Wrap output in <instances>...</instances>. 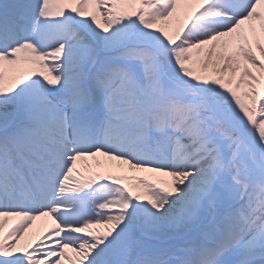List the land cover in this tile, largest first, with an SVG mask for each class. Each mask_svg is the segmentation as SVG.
Listing matches in <instances>:
<instances>
[{"label":"snow or ice","instance_id":"obj_1","mask_svg":"<svg viewBox=\"0 0 264 264\" xmlns=\"http://www.w3.org/2000/svg\"><path fill=\"white\" fill-rule=\"evenodd\" d=\"M0 264H264V0L0 2Z\"/></svg>","mask_w":264,"mask_h":264},{"label":"bare ground","instance_id":"obj_2","mask_svg":"<svg viewBox=\"0 0 264 264\" xmlns=\"http://www.w3.org/2000/svg\"><path fill=\"white\" fill-rule=\"evenodd\" d=\"M3 2V0H1ZM91 163V161H90ZM81 167L83 168V165H81ZM96 170H102V169H93V171H96ZM87 174V172H86ZM51 226V220L50 218H42V219H39L37 220L35 223H34V226H33V229H31L30 231L31 232H40V231H44L46 230L48 227Z\"/></svg>","mask_w":264,"mask_h":264}]
</instances>
